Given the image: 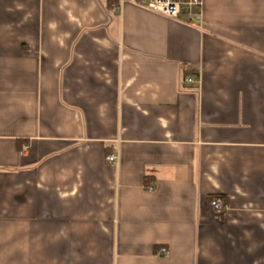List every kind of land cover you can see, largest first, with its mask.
I'll list each match as a JSON object with an SVG mask.
<instances>
[{
  "label": "crops",
  "instance_id": "1",
  "mask_svg": "<svg viewBox=\"0 0 264 264\" xmlns=\"http://www.w3.org/2000/svg\"><path fill=\"white\" fill-rule=\"evenodd\" d=\"M116 1L0 0V264H264V0Z\"/></svg>",
  "mask_w": 264,
  "mask_h": 264
},
{
  "label": "built area",
  "instance_id": "2",
  "mask_svg": "<svg viewBox=\"0 0 264 264\" xmlns=\"http://www.w3.org/2000/svg\"><path fill=\"white\" fill-rule=\"evenodd\" d=\"M126 0H117L113 6V12L120 14L122 6ZM140 4L148 11L161 15L165 18L178 20L185 16L188 22H197L200 19L201 0H140ZM184 82L194 85L196 81L192 77H185ZM26 148L23 147V151ZM107 164L116 167L118 164V155L110 154L105 157ZM151 191L152 187H148ZM210 207L215 212H220L224 208V202L221 198H214L210 202ZM159 254L167 255L166 248H160Z\"/></svg>",
  "mask_w": 264,
  "mask_h": 264
}]
</instances>
